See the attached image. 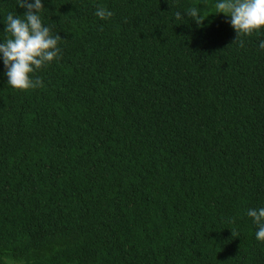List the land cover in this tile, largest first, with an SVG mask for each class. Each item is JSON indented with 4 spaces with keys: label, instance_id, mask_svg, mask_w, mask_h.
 I'll use <instances>...</instances> for the list:
<instances>
[{
    "label": "trees",
    "instance_id": "trees-1",
    "mask_svg": "<svg viewBox=\"0 0 264 264\" xmlns=\"http://www.w3.org/2000/svg\"><path fill=\"white\" fill-rule=\"evenodd\" d=\"M212 4L46 0L42 86L0 63V264H264V49Z\"/></svg>",
    "mask_w": 264,
    "mask_h": 264
},
{
    "label": "clouds",
    "instance_id": "clouds-1",
    "mask_svg": "<svg viewBox=\"0 0 264 264\" xmlns=\"http://www.w3.org/2000/svg\"><path fill=\"white\" fill-rule=\"evenodd\" d=\"M45 3L46 0H15L16 9H23L22 13H0V24L4 26L0 31L2 75L6 77V85L14 90L41 87L37 71L60 59V42L64 38L44 22V12L48 9ZM212 9L213 14H223L224 22L232 28L233 43L243 46L241 37L256 35L257 48L264 49V0H213ZM94 15L107 19L112 11L98 6ZM175 15L179 19L181 13ZM185 15L198 26L205 19L196 7H190ZM246 215L256 225L255 239L264 242V206L249 207Z\"/></svg>",
    "mask_w": 264,
    "mask_h": 264
}]
</instances>
